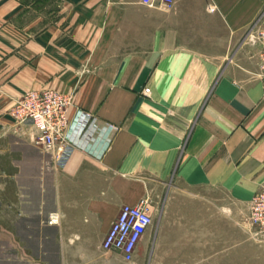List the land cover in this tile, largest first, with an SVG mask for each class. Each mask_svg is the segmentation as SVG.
Returning a JSON list of instances; mask_svg holds the SVG:
<instances>
[{
  "label": "crops",
  "instance_id": "obj_1",
  "mask_svg": "<svg viewBox=\"0 0 264 264\" xmlns=\"http://www.w3.org/2000/svg\"><path fill=\"white\" fill-rule=\"evenodd\" d=\"M28 7L0 0L4 264H143L159 251L126 261L102 247L142 198L160 226H213L196 264H245L246 250L219 247L220 226L235 230L236 205L264 186V74L247 37L264 27V0H64L36 31ZM46 89L74 96L62 164L11 116L21 95Z\"/></svg>",
  "mask_w": 264,
  "mask_h": 264
},
{
  "label": "built area",
  "instance_id": "obj_2",
  "mask_svg": "<svg viewBox=\"0 0 264 264\" xmlns=\"http://www.w3.org/2000/svg\"><path fill=\"white\" fill-rule=\"evenodd\" d=\"M141 2L152 8L169 10L176 0ZM248 36L251 43L260 44V69L264 74V29L252 31ZM73 100L72 93L53 89L29 90L16 100L11 109V116L18 125H30L33 128L34 144L50 153L59 164H62L73 150L70 138L71 119L68 114ZM249 205L252 237L258 243L264 244V186L253 196ZM58 222V214H52L50 223ZM152 224L153 214L147 198H142L135 205L124 204L111 224L102 247L119 251L126 261H133L142 237Z\"/></svg>",
  "mask_w": 264,
  "mask_h": 264
},
{
  "label": "rangeland",
  "instance_id": "obj_3",
  "mask_svg": "<svg viewBox=\"0 0 264 264\" xmlns=\"http://www.w3.org/2000/svg\"><path fill=\"white\" fill-rule=\"evenodd\" d=\"M25 4L29 7L26 18H23V20L27 21L28 26L35 29L34 31L48 25L51 26L63 16L64 0H25ZM259 21L253 24L247 37L252 31L257 32V30L264 29V27L258 25ZM256 44L260 47L259 43ZM233 216L235 230H230L228 234L227 229L220 226L219 247L246 250L249 256L246 258L245 264H264V244L255 241L251 234L250 205H236ZM212 227L201 224L160 226V215L157 212L153 215L151 228L144 234L138 245V252H148L153 249H157L159 252L154 257L142 258L143 264L150 259L152 263L150 261L149 264H196L197 259H199L195 256L196 250L213 247L211 240ZM227 235H229L228 240L230 241H227ZM228 242L230 246H228ZM12 258L14 259V257ZM204 259L205 264H210L211 258H207L208 261H206V258ZM239 259L241 257H237V260ZM5 260L3 254L0 253V264H4Z\"/></svg>",
  "mask_w": 264,
  "mask_h": 264
}]
</instances>
